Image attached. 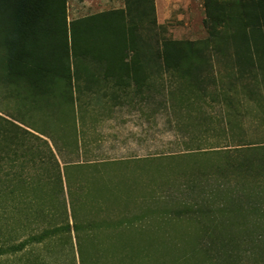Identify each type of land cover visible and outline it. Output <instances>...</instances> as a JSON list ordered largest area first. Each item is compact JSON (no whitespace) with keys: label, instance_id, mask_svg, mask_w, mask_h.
<instances>
[{"label":"rangeland","instance_id":"1","mask_svg":"<svg viewBox=\"0 0 264 264\" xmlns=\"http://www.w3.org/2000/svg\"><path fill=\"white\" fill-rule=\"evenodd\" d=\"M133 4L131 23L151 44L208 37L205 0H155L151 30L137 13L141 0ZM126 8L127 0L116 8L67 0L68 23ZM71 51L52 62L70 68V79L48 75L39 88L0 68V248L9 250L0 264H176L181 241L192 245L203 227L172 212L198 194L192 180L223 181L214 171L229 154L218 153L264 146V86L250 83L248 96L225 61L194 91L152 64L143 100L104 64L77 62ZM152 109L158 115L147 122ZM230 185L253 187L240 177Z\"/></svg>","mask_w":264,"mask_h":264},{"label":"trees","instance_id":"2","mask_svg":"<svg viewBox=\"0 0 264 264\" xmlns=\"http://www.w3.org/2000/svg\"><path fill=\"white\" fill-rule=\"evenodd\" d=\"M133 2L127 0L126 10L103 12L69 25L67 0H0V68L10 77L20 74L27 84L39 88L48 75L70 79V68L52 65L69 61L72 50L77 62L104 64L101 71L119 85L126 84L132 73L137 83L148 80V68L132 66L147 63L160 65L161 71L186 81L194 91L202 90L207 82L202 73L226 61L248 96L255 94L250 83L264 86V0H205L207 38L159 40L153 36L155 44L135 34ZM141 4L137 13L147 19L151 30L156 26L155 0H141ZM235 150L218 153L229 154L226 164L214 171L224 182L192 180L198 194L172 212L203 227L192 245L181 241L176 264H264V146L241 145ZM239 177L253 187H231L230 181ZM63 229H71L70 224L45 231L10 251H20L27 243ZM74 229L79 231L82 225L76 223ZM79 247L82 253L81 242ZM8 251L0 248V255Z\"/></svg>","mask_w":264,"mask_h":264},{"label":"crops","instance_id":"3","mask_svg":"<svg viewBox=\"0 0 264 264\" xmlns=\"http://www.w3.org/2000/svg\"><path fill=\"white\" fill-rule=\"evenodd\" d=\"M119 1L120 0H106V2H107V4H109V5H114L115 6V8H116V4L117 3H119ZM114 11H116V10H114ZM145 28H147V24H146V26H145ZM135 34L139 37V38H141L140 37V35L136 32V30H135ZM133 67H138V68H140L141 66H144L143 68H148L149 70H151L150 69V67H148V65H147V63H143V64H141V63H137V64H134V65H132ZM154 67H155V69L157 70L158 68H162V67H160V65H159V67H158V65L157 64H155L154 65ZM160 72V71H159ZM149 85V83H148V81H147V79H145V80H142L140 83H137L136 82V80L134 79V75H133V73L131 74V77H129L128 79H127V82H126V88H133L134 90H133V94H137L138 95V99H143V100H145V98H144V95H146V91L148 90L147 89V86ZM129 91V90H128ZM121 92H125V89L124 88H121ZM146 111V110H145ZM147 112V111H146ZM157 111L155 110L154 111V109H152L151 110V117H149V115H147L146 114V119L147 118H149V119H151L152 121H153V117L155 116V117H157ZM160 115H162V113H160ZM147 122H149V120L147 119Z\"/></svg>","mask_w":264,"mask_h":264}]
</instances>
